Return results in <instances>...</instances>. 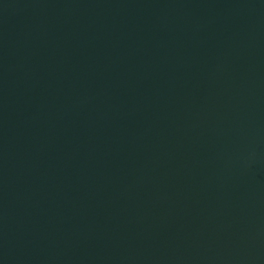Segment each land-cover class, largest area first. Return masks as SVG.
<instances>
[{
    "label": "water",
    "instance_id": "water-1",
    "mask_svg": "<svg viewBox=\"0 0 264 264\" xmlns=\"http://www.w3.org/2000/svg\"><path fill=\"white\" fill-rule=\"evenodd\" d=\"M0 264H264V0H0Z\"/></svg>",
    "mask_w": 264,
    "mask_h": 264
}]
</instances>
